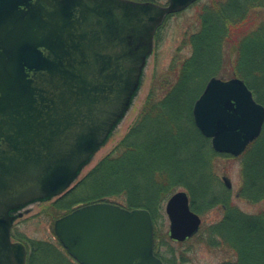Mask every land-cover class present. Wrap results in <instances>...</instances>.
<instances>
[{"label":"water","instance_id":"water-1","mask_svg":"<svg viewBox=\"0 0 264 264\" xmlns=\"http://www.w3.org/2000/svg\"><path fill=\"white\" fill-rule=\"evenodd\" d=\"M197 1L0 0V264L27 262L10 211L72 186L130 107L158 29ZM193 117L216 152L239 157L262 133L264 105L242 79L212 77ZM166 214L172 240L200 231L186 191ZM54 231L79 264H164L144 208L84 205Z\"/></svg>","mask_w":264,"mask_h":264},{"label":"trees","instance_id":"trees-1","mask_svg":"<svg viewBox=\"0 0 264 264\" xmlns=\"http://www.w3.org/2000/svg\"><path fill=\"white\" fill-rule=\"evenodd\" d=\"M193 6L199 9L198 28L188 40L193 53L179 67L171 68L169 76L175 81L169 91L160 100L148 102L120 144L46 211L55 221L75 207L96 202L148 209L155 226L156 255L164 264H188L185 251L163 249L169 237L164 230L163 205L183 189L189 193L192 210L199 215L219 207L224 212L219 222L203 224L194 237L211 250L233 253L231 259L219 264H264V208L251 215L231 203L230 189L217 175L215 162L233 156L213 150L210 139L197 129L192 113L212 77L242 79L264 105V0H200ZM229 47L235 56L228 59L230 70L222 72L225 49ZM155 92L156 87L150 97H155ZM238 159L240 198L251 204L262 203L264 128ZM13 237L26 245L27 264H48L46 259L51 255L58 264H73L51 243L29 244L23 237Z\"/></svg>","mask_w":264,"mask_h":264},{"label":"rangeland","instance_id":"rangeland-1","mask_svg":"<svg viewBox=\"0 0 264 264\" xmlns=\"http://www.w3.org/2000/svg\"><path fill=\"white\" fill-rule=\"evenodd\" d=\"M158 1L161 4H165L168 0ZM198 10V7L191 6L181 13L172 15L159 29L155 37L153 53L147 58L140 86L132 99L130 107L126 111L124 117L113 129L107 141L99 147L89 162L81 167L79 175L73 182L72 187L82 180L102 159L108 156L120 144L123 138L138 122L148 102L160 100L169 91L171 85L175 81L173 77L169 76L171 68L173 66L179 67V65L193 53L192 46L188 40L189 36L198 28ZM232 49V47L225 49L227 59H225L224 55L223 62H226V64L224 63L222 72L223 70H230L228 59L233 60L235 56ZM224 79L227 80L230 78ZM154 87L157 88V92H155L156 96L154 97L153 95L150 97L151 90ZM239 157L218 158L215 162L216 173L222 183L226 184L225 179L229 180L231 186V203L247 214H257L264 208V201L260 204H251L241 199L238 195L242 183L241 162L238 159ZM57 199L58 197H54L46 201H36L26 204L21 209H17V211L13 213L15 218L13 234H16V237H23L29 244L34 241L51 243L69 256L54 232V222L57 219L54 221V215L46 211ZM165 206L166 202L162 209L164 215V230L165 233H169L170 222L166 214ZM200 216L202 218V224L208 226L219 222L223 218L224 212L219 207ZM163 249L165 251H171L172 249H175L176 252L179 250L185 251L189 257L188 264H219L224 259L227 260L233 257L231 251L211 250L213 248H208L203 243H199L195 238L179 243L172 241L168 237ZM46 260H48V264H58L54 255H51V257ZM70 260L73 264H78L72 258ZM37 264H40L39 261Z\"/></svg>","mask_w":264,"mask_h":264},{"label":"flooded vegetation","instance_id":"flooded-vegetation-1","mask_svg":"<svg viewBox=\"0 0 264 264\" xmlns=\"http://www.w3.org/2000/svg\"><path fill=\"white\" fill-rule=\"evenodd\" d=\"M246 150H247V149H246ZM246 150H245V152H246ZM245 152H244V153H245ZM46 200H50V199H46ZM46 200H45V201H46ZM36 201H44V200H36ZM36 201H34V202H36ZM32 203H33V202H32ZM21 208H22V207H21ZM21 208H20V209H21ZM15 211H17V210L12 211V212H11V215H13V213H14Z\"/></svg>","mask_w":264,"mask_h":264}]
</instances>
